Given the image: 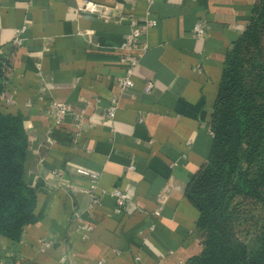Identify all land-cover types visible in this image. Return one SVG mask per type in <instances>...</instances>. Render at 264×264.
Masks as SVG:
<instances>
[{
    "label": "crops",
    "instance_id": "obj_1",
    "mask_svg": "<svg viewBox=\"0 0 264 264\" xmlns=\"http://www.w3.org/2000/svg\"><path fill=\"white\" fill-rule=\"evenodd\" d=\"M80 1L0 0V55L11 66L0 111L23 118L25 181L38 196L21 240L0 235V264H185L202 251L186 189L210 155L225 57L256 0H87L109 18L80 12ZM131 20L146 50L134 86L121 90ZM54 101L69 106L60 126ZM90 174L99 177L92 212ZM113 189L127 196L121 213Z\"/></svg>",
    "mask_w": 264,
    "mask_h": 264
},
{
    "label": "trees",
    "instance_id": "obj_2",
    "mask_svg": "<svg viewBox=\"0 0 264 264\" xmlns=\"http://www.w3.org/2000/svg\"><path fill=\"white\" fill-rule=\"evenodd\" d=\"M264 0L227 53L215 102L206 164L186 189L198 212L202 251L185 264H264V228L256 252L237 234L236 200L264 212ZM11 72L0 55V98ZM29 139L22 116L0 111V235L19 242L37 222L38 196L25 181Z\"/></svg>",
    "mask_w": 264,
    "mask_h": 264
},
{
    "label": "built area",
    "instance_id": "obj_3",
    "mask_svg": "<svg viewBox=\"0 0 264 264\" xmlns=\"http://www.w3.org/2000/svg\"><path fill=\"white\" fill-rule=\"evenodd\" d=\"M78 10L83 13H90V14H96L102 18H109V9L106 8L103 5L93 3L87 0H82L79 2V8ZM156 25V21L154 20H148L146 27H154ZM143 30L140 26H138L137 22L135 20L130 21V31L128 35L126 36L124 42L120 46V49L122 50V56H120V62L125 65L126 67V76L123 78L118 79L119 86L121 90H125L128 88H131L134 86V82L131 78L135 67L138 65V61L142 55V53L146 50L145 45L139 44V39L143 35ZM207 28L206 25L203 23L198 22L194 28L193 33L197 37H204L206 35ZM16 46L22 45V40L20 38H16L13 42ZM153 88V83L150 82L146 86V91H150ZM51 111L54 115L55 124L57 126L62 125L65 117L69 113V106L68 104L64 102H57L54 101L51 103ZM118 108V102L115 98L111 99L110 101V107L108 108V115L110 118H115L116 111ZM79 129V126L77 127ZM212 133V132H211ZM79 132L76 134V138L78 137ZM98 175L97 174H90L89 175V182H90V188L88 193L91 195V202L89 205V212H92L100 203L99 197L96 195L97 190V184H98ZM111 196H113L116 199L117 202V208L116 212L121 213L123 207L126 204L127 196L124 192L113 189L108 192ZM83 231H90V227H82ZM40 244L42 245V248L46 249L49 244L43 241H40ZM98 264H103L102 262Z\"/></svg>",
    "mask_w": 264,
    "mask_h": 264
},
{
    "label": "rangeland",
    "instance_id": "obj_4",
    "mask_svg": "<svg viewBox=\"0 0 264 264\" xmlns=\"http://www.w3.org/2000/svg\"><path fill=\"white\" fill-rule=\"evenodd\" d=\"M264 40V38H263ZM238 204V237L246 242L252 250L256 252L259 248V239L264 228V212L259 204L251 202L249 200L242 201L237 199Z\"/></svg>",
    "mask_w": 264,
    "mask_h": 264
}]
</instances>
